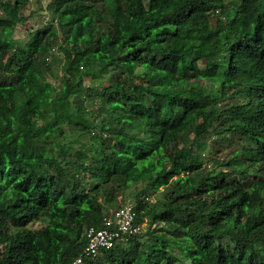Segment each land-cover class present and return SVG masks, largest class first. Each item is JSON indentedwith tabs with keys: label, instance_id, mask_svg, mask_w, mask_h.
<instances>
[{
	"label": "trees",
	"instance_id": "16d2710c",
	"mask_svg": "<svg viewBox=\"0 0 264 264\" xmlns=\"http://www.w3.org/2000/svg\"><path fill=\"white\" fill-rule=\"evenodd\" d=\"M128 190L92 264H264V0H0V264H70Z\"/></svg>",
	"mask_w": 264,
	"mask_h": 264
},
{
	"label": "built area",
	"instance_id": "2783aa9c",
	"mask_svg": "<svg viewBox=\"0 0 264 264\" xmlns=\"http://www.w3.org/2000/svg\"><path fill=\"white\" fill-rule=\"evenodd\" d=\"M33 1V0H28ZM45 3L47 0H37ZM44 24L56 25V20L50 21L48 15L43 17ZM102 226L88 227L84 232L85 245L81 253L70 264H92L102 250L113 248L117 243H126L128 239L143 233L144 225L135 224L134 205L120 204L102 219Z\"/></svg>",
	"mask_w": 264,
	"mask_h": 264
},
{
	"label": "rangeland",
	"instance_id": "374dc122",
	"mask_svg": "<svg viewBox=\"0 0 264 264\" xmlns=\"http://www.w3.org/2000/svg\"><path fill=\"white\" fill-rule=\"evenodd\" d=\"M36 10V8H35ZM37 12H39L38 10H36ZM41 18L38 17L37 15H35L32 19H30V21L26 24V26L22 27L21 29H16L14 31V35L15 37L19 38L20 37V42H23L25 37L24 35H22L24 33V31H30L32 30L33 28H35L36 26H40L41 23ZM211 22L214 23L215 22V18H211ZM49 81L53 82L54 84L56 83L55 80L49 78ZM90 83L89 80H86L85 81V84L88 85ZM228 150V146H222L220 147L219 150H217L216 147H213V145L209 146V148L207 149V154H214L216 151L220 154V155H223L225 154V152ZM164 191H165V188L162 187L158 190L159 194L156 195L152 200L153 202L155 201H158V200H161L163 198V194H164ZM130 190L126 191L124 194H123V198L121 200V203L119 204H124L126 202H129V201H132V197L130 195Z\"/></svg>",
	"mask_w": 264,
	"mask_h": 264
},
{
	"label": "clouds",
	"instance_id": "9594fccd",
	"mask_svg": "<svg viewBox=\"0 0 264 264\" xmlns=\"http://www.w3.org/2000/svg\"><path fill=\"white\" fill-rule=\"evenodd\" d=\"M126 203H132V202H126ZM133 204V203H132ZM77 257V256H76ZM73 260V259H72ZM71 263V262H70Z\"/></svg>",
	"mask_w": 264,
	"mask_h": 264
}]
</instances>
